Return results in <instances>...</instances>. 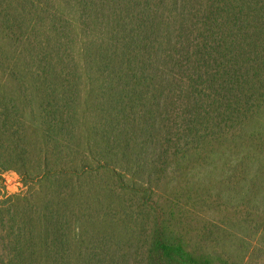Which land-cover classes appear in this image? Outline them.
<instances>
[{"label":"trees","instance_id":"trees-1","mask_svg":"<svg viewBox=\"0 0 264 264\" xmlns=\"http://www.w3.org/2000/svg\"><path fill=\"white\" fill-rule=\"evenodd\" d=\"M0 264H264V0H0Z\"/></svg>","mask_w":264,"mask_h":264},{"label":"rangeland","instance_id":"rangeland-1","mask_svg":"<svg viewBox=\"0 0 264 264\" xmlns=\"http://www.w3.org/2000/svg\"><path fill=\"white\" fill-rule=\"evenodd\" d=\"M3 179L8 193H16L22 187L20 178L14 171L4 172ZM167 210L175 229L190 241V205H187V207L173 205ZM201 224V221L193 219L192 227H198Z\"/></svg>","mask_w":264,"mask_h":264}]
</instances>
